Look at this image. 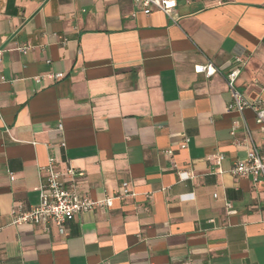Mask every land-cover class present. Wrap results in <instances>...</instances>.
I'll return each mask as SVG.
<instances>
[{"label":"crops","instance_id":"crops-1","mask_svg":"<svg viewBox=\"0 0 264 264\" xmlns=\"http://www.w3.org/2000/svg\"><path fill=\"white\" fill-rule=\"evenodd\" d=\"M176 3L177 25L134 0H0V264H264V184L230 173L244 125L260 149L264 135L252 110L227 111L226 82L238 67L264 107V0ZM49 159L112 207L64 235L13 225Z\"/></svg>","mask_w":264,"mask_h":264},{"label":"built area","instance_id":"built-area-1","mask_svg":"<svg viewBox=\"0 0 264 264\" xmlns=\"http://www.w3.org/2000/svg\"><path fill=\"white\" fill-rule=\"evenodd\" d=\"M144 6V14L150 15L153 10H158L164 13L169 19L177 25V17L175 9L177 6L176 0H134ZM31 47L26 46L19 50L23 54H27ZM0 51V63H1ZM237 64H242L240 58L236 59ZM195 72L198 74H205L207 78L218 73L212 63L205 66H196ZM240 75L238 67L233 68L226 76L227 87L231 96V103L227 107V111H237L241 115L246 110H252L255 113L256 125L260 128L264 135V107H260L251 103L243 94L238 92L235 88L236 81ZM63 76L61 74H49L47 78L51 80H59ZM41 77H37L36 81L40 82ZM247 135V159L246 161H239L234 164L230 170L231 175L237 178H250L255 185L259 183L264 184V149L258 148L251 136L250 129L245 124ZM59 129H62L59 126ZM234 135V131L232 132ZM189 139H185L181 148L186 149ZM62 146L65 147L63 143ZM223 156L219 155L216 158V163L220 164ZM177 168L176 166H174ZM46 175L41 177V183L37 188L39 193V204L32 209H22L19 205L12 211V224L22 225L29 224L35 227H40L44 231L49 232L55 228L60 235L67 233L68 224L77 216L87 212H91L96 208H110L113 205V198L103 200H93L80 193L79 184L85 174L70 163L67 164L64 170L57 169V164L54 159H49L48 164L40 169ZM177 174L181 180H187L192 177L190 173L178 170ZM11 179L13 176L11 175ZM124 196H133L134 193L130 191L129 184L123 183ZM229 214L231 211V204H227Z\"/></svg>","mask_w":264,"mask_h":264}]
</instances>
